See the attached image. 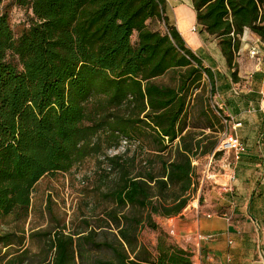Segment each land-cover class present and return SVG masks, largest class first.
Wrapping results in <instances>:
<instances>
[{"label": "trees", "instance_id": "obj_1", "mask_svg": "<svg viewBox=\"0 0 264 264\" xmlns=\"http://www.w3.org/2000/svg\"><path fill=\"white\" fill-rule=\"evenodd\" d=\"M192 3L237 82L245 32L264 39V0ZM13 8L29 14L20 35ZM168 9L166 0H0V222L15 225L0 231V264H193L157 219L189 206L200 158L224 157L216 150L225 127L211 106L215 77ZM195 103L216 135L188 130ZM124 143L135 151L100 162L106 190L96 193L109 207L74 233L26 234L41 180ZM146 230L160 233L154 251L141 240Z\"/></svg>", "mask_w": 264, "mask_h": 264}, {"label": "crops", "instance_id": "obj_2", "mask_svg": "<svg viewBox=\"0 0 264 264\" xmlns=\"http://www.w3.org/2000/svg\"><path fill=\"white\" fill-rule=\"evenodd\" d=\"M166 1L171 22L215 77L214 103L241 124L236 132L244 150L231 181L233 190L224 198L214 201V195L197 206L193 202L181 216L157 221L168 234L174 231L172 241L193 254V264H227L228 257L232 264H264V47L259 46L260 62L251 58L249 48L259 37L247 31L235 57V82L219 41L198 25L192 0Z\"/></svg>", "mask_w": 264, "mask_h": 264}, {"label": "rangeland", "instance_id": "obj_3", "mask_svg": "<svg viewBox=\"0 0 264 264\" xmlns=\"http://www.w3.org/2000/svg\"><path fill=\"white\" fill-rule=\"evenodd\" d=\"M28 15L25 10L17 8L11 10V24L15 34L20 35L28 27ZM170 16L175 22L176 18L173 10H170ZM160 30L163 32V29ZM158 82L169 85L171 84V78L169 76ZM214 104V100H212L211 106L215 110ZM194 105L196 107V103ZM195 107L190 109L188 130H192L197 135L202 133L216 135L209 129H203L206 124L205 119L199 116L198 108ZM222 134L218 135V138H221ZM135 149L134 146L124 143L119 151L107 150L99 158L87 160L69 174H58L41 180L33 193L30 216L26 224L23 225L26 234L54 231L64 227L68 229L67 233H74L78 231L81 219L99 216L104 209L110 206L103 203L101 197L96 193L101 189L102 191L106 190L102 182L107 167L105 164H100V162L104 163L105 157L124 154L128 150L134 152ZM225 160L230 162L231 158L224 155L217 162H213L212 158H200L197 170L198 190L191 201V203L194 202V206L198 205L197 201L203 205L208 197L214 195L216 196L215 199L213 198L214 201L225 197L227 192L219 186L223 185L220 184L223 183V180H225V183L228 181V178L222 176L224 173L223 161ZM210 176H215V180L209 179ZM174 224V222H170V225ZM14 228L15 225L10 224L9 221L0 222V231H8ZM159 235V232L146 230L141 234V240L154 251ZM169 236L173 240V236L170 234ZM37 244V241H28L26 245L33 253H37L39 249Z\"/></svg>", "mask_w": 264, "mask_h": 264}, {"label": "built area", "instance_id": "obj_4", "mask_svg": "<svg viewBox=\"0 0 264 264\" xmlns=\"http://www.w3.org/2000/svg\"><path fill=\"white\" fill-rule=\"evenodd\" d=\"M246 33L247 31L245 32L244 37ZM260 45L264 47V39L261 38L257 39L256 42L249 48V55L251 56V58L256 59L259 62L262 60V53L261 50L259 49ZM205 79L208 80V77L206 75H205ZM216 98H218L217 91L215 92L212 99L215 101ZM214 108L217 112V115L221 118L222 124L225 127V131L221 135L219 146L216 151L223 152L224 155H227L231 158L230 162H228L227 160L223 161L224 173L222 176L223 178L226 179L228 178V181L225 184L219 186L225 189L226 192H231L233 190L231 186V181L234 179L235 170L242 159L243 150H244V146L241 142V139L239 138L236 132V130L241 126V124L234 123L235 122L234 118L223 115L221 110L218 108V105L214 104ZM231 125L233 126L232 129L230 128ZM215 178H216L215 176L209 177V179L212 180H215ZM170 234L174 235V231L172 230ZM230 244H232V242H230ZM208 259L211 260V258ZM227 264H232V260L230 257H228L227 259Z\"/></svg>", "mask_w": 264, "mask_h": 264}, {"label": "bare ground", "instance_id": "obj_5", "mask_svg": "<svg viewBox=\"0 0 264 264\" xmlns=\"http://www.w3.org/2000/svg\"><path fill=\"white\" fill-rule=\"evenodd\" d=\"M220 184H225V180H223V183H220Z\"/></svg>", "mask_w": 264, "mask_h": 264}]
</instances>
